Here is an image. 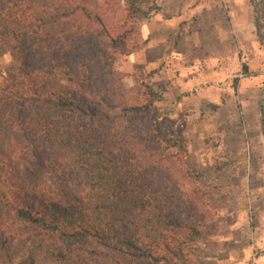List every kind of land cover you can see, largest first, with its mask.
Returning a JSON list of instances; mask_svg holds the SVG:
<instances>
[{"label": "trees", "instance_id": "1", "mask_svg": "<svg viewBox=\"0 0 264 264\" xmlns=\"http://www.w3.org/2000/svg\"><path fill=\"white\" fill-rule=\"evenodd\" d=\"M118 42L75 0H0V58L17 64L0 89V264H192L210 211L176 185L185 138L130 103Z\"/></svg>", "mask_w": 264, "mask_h": 264}, {"label": "crops", "instance_id": "2", "mask_svg": "<svg viewBox=\"0 0 264 264\" xmlns=\"http://www.w3.org/2000/svg\"><path fill=\"white\" fill-rule=\"evenodd\" d=\"M139 6L146 14L140 28L144 45L130 54L128 63L158 72L157 80L170 90L163 99L171 103L181 96L179 103H186L190 99L186 94L210 79L201 57L210 52L209 42L220 49L211 63L229 60L237 65L238 46L256 40L252 0H155L154 7L150 2ZM172 71L175 74L169 76ZM230 103L227 113L234 119L237 114ZM244 108L252 116L249 136L244 138L238 127L224 130L220 168L210 176L226 197L217 210L220 219L213 226L214 233L203 244V264H264L262 112L251 99Z\"/></svg>", "mask_w": 264, "mask_h": 264}, {"label": "rangeland", "instance_id": "3", "mask_svg": "<svg viewBox=\"0 0 264 264\" xmlns=\"http://www.w3.org/2000/svg\"><path fill=\"white\" fill-rule=\"evenodd\" d=\"M75 1L100 15L108 32L119 40L112 49V56L116 68L123 76L130 103L150 105L146 109V118L150 126L158 122L159 130L166 138L171 139L175 135L186 140L187 152L176 145L172 148L176 154L173 172L177 187L186 190L190 196L199 198L200 203L210 211L204 236L193 245L195 253L191 257L192 264H203V244L206 237L214 233L213 226L220 219L217 210L221 206L220 202L225 199L223 197H226L220 190V185L210 179L211 174L218 172L220 168L222 153L219 148L225 141L224 130L238 127L244 138H248L251 126L249 120L252 116H247V109L244 106L245 101L251 99L256 102L258 112L260 114L262 112L260 118L264 133V0H252L256 40L250 44L243 42L241 47L238 46L240 60L237 65H233L229 60L211 63V60L214 61L215 53L219 54L220 49L217 45L208 43L210 52L213 53L210 56V52H207L201 57L206 64L205 67L209 69L207 74L210 79L195 86L192 93L186 94L190 97L186 103H179L182 96L178 98L177 103L164 100L163 94L170 90L164 82L157 80L158 72L138 65L130 66L128 63L130 54L144 45L140 35L141 24L146 17L144 11L143 14L141 10L136 15H130L125 0ZM150 3L154 7L155 0H150ZM82 18L85 20L84 16ZM244 64L248 66L245 71ZM16 67L17 64L9 53L0 58V89L3 86L5 71ZM167 74L170 76L175 72ZM142 84L154 90L160 99L151 101L148 89ZM228 101L231 102L232 110L236 111L234 119L228 117L227 112L231 111ZM171 144L167 141L162 143L164 147ZM208 161L211 164H208ZM187 170L190 175L183 177ZM248 207L252 209L250 201Z\"/></svg>", "mask_w": 264, "mask_h": 264}]
</instances>
